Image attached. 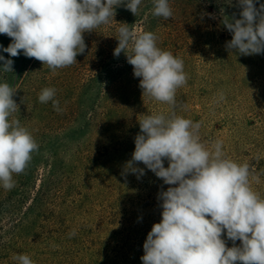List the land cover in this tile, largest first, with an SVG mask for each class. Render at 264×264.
Listing matches in <instances>:
<instances>
[{"label": "rangeland", "instance_id": "374dc122", "mask_svg": "<svg viewBox=\"0 0 264 264\" xmlns=\"http://www.w3.org/2000/svg\"><path fill=\"white\" fill-rule=\"evenodd\" d=\"M260 3L264 0H258L257 6ZM169 4L172 17L167 20L160 17L167 25L161 49L183 60L187 83L177 89L173 107L142 96L141 78L134 77L133 68L129 70L130 85L137 88L128 94L132 104L127 109V126L110 140L106 151L94 149L80 121L70 125L64 116H56L59 111L51 101L39 102L41 90L55 83L57 77L52 75H58L63 85L71 66L53 71L35 58L23 54L9 57L0 51V55L14 61L13 72L0 68V83H8L16 91L13 99L19 106L9 119L19 120L39 145L24 172L14 174L13 179L15 184L21 179L29 184L30 197L39 189L41 180L45 181L49 197L56 198L60 212V223L53 225L56 230L61 229L62 235L53 240L49 233H44L46 230L38 236L28 235L21 242L24 248L33 245L38 254L58 244L69 248L70 242L75 241L72 253L77 255V264H142L143 243L152 225L161 220L157 194L161 186L164 190L169 187L142 163L138 166L145 168L146 174L140 179L133 174H127L126 178L122 175L135 148L134 138L140 133L139 121L146 115L175 111L199 122L201 141L208 146L213 141H223L226 157L249 165L252 187L264 197V54L238 55L225 47L232 33L223 20L233 15L240 18L242 9L238 0H169ZM119 7L121 11L116 10L110 20L111 35L117 34L116 23L135 25L130 28L140 32V24L134 20H146L153 14L152 0H142L137 18L123 5ZM170 21L176 26L168 28ZM11 42L10 37L0 34V45L7 47ZM76 59H80V54ZM56 71L66 73L61 76ZM100 82L91 87L88 97L92 102ZM164 164L168 166L167 160ZM253 177H258L259 182ZM15 191L0 186V213L2 196L11 197ZM27 203L31 207L29 199ZM223 238L228 247L233 246L226 235ZM240 243L235 242L236 246Z\"/></svg>", "mask_w": 264, "mask_h": 264}, {"label": "clouds", "instance_id": "9594fccd", "mask_svg": "<svg viewBox=\"0 0 264 264\" xmlns=\"http://www.w3.org/2000/svg\"><path fill=\"white\" fill-rule=\"evenodd\" d=\"M153 15L172 17L169 0H152ZM142 0H0V34L11 43L0 51L9 57L23 54L55 71L77 63L86 44L83 34L108 24L123 5L137 14ZM238 0L239 17L224 19L232 39L226 49L238 55L264 54V3ZM118 46L141 78L142 96L170 106L176 104L177 89L187 83L183 60L157 46L151 31L137 32L128 24L118 28ZM5 72H13L14 61L0 55ZM16 91L0 83V186L15 187L13 175L24 172L39 145L19 120L9 119L19 109ZM56 89L43 88L39 102H52L60 111ZM223 98L221 94V99ZM132 157L122 175L140 179L145 168L169 185L161 186L157 200L161 220L154 223L143 243L142 264H264V197L252 187L247 163L226 157L223 141L210 146L201 141L199 122L170 111L146 115L139 121ZM168 166L165 167L164 161ZM259 182L258 177H253ZM232 241L228 247L226 240ZM241 243L236 246L235 242ZM17 264H34L27 254H15Z\"/></svg>", "mask_w": 264, "mask_h": 264}, {"label": "trees", "instance_id": "16d2710c", "mask_svg": "<svg viewBox=\"0 0 264 264\" xmlns=\"http://www.w3.org/2000/svg\"><path fill=\"white\" fill-rule=\"evenodd\" d=\"M118 9L120 12V7L116 8ZM139 10L138 6L135 18L140 14ZM134 22L140 24V32H153L157 36V46L161 48L167 25L161 21L160 17L152 14L146 20L140 19ZM170 23L168 28L176 26L174 21ZM110 25L111 22L83 34L86 50L80 54L79 60L76 59L77 63L71 65L72 71L67 74L63 85L59 83L58 75H52L57 77L54 79L52 88L56 89L55 99L59 100L61 109L56 116H64L65 121L70 125L80 121L81 128L86 132L90 144L97 152H101L102 149L106 151L110 140L126 128V115L129 114L127 109L132 104L128 94L137 88V85L134 87L130 85L132 80L128 71L132 70L133 66L127 62L126 54L122 52L119 57L113 55L114 49L118 46V28L121 23L115 24L116 35L109 34ZM128 26L135 25L128 24ZM56 72L61 73V76L66 73ZM98 80L101 82L97 88L96 99L92 102V99L88 97L89 92ZM41 182L39 189L33 191V197L29 196L30 186L24 179L15 184L14 188L17 192L15 191L13 196H2V212L0 213V216L2 215V264H17L13 259L15 254L29 255L34 264H77L75 262L77 255L72 253L76 248L75 243L72 244L75 241H69V248L58 244L55 248L46 247L38 254L34 252L35 246L30 245L24 248L21 243L24 237L38 236L45 230L44 233H49L50 240L62 235L59 232L61 229L56 230L53 225V222L60 219L56 198L49 197V185L45 181L41 180ZM28 199L31 203L29 208L26 205ZM45 225L50 227L45 228ZM58 247L61 249H57Z\"/></svg>", "mask_w": 264, "mask_h": 264}]
</instances>
